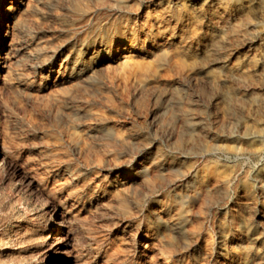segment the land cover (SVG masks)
I'll return each instance as SVG.
<instances>
[{
	"label": "rangeland",
	"instance_id": "1",
	"mask_svg": "<svg viewBox=\"0 0 264 264\" xmlns=\"http://www.w3.org/2000/svg\"><path fill=\"white\" fill-rule=\"evenodd\" d=\"M218 1L0 0V247L264 264V0Z\"/></svg>",
	"mask_w": 264,
	"mask_h": 264
},
{
	"label": "bare ground",
	"instance_id": "2",
	"mask_svg": "<svg viewBox=\"0 0 264 264\" xmlns=\"http://www.w3.org/2000/svg\"><path fill=\"white\" fill-rule=\"evenodd\" d=\"M258 2H260V1H258ZM222 4H223L222 1L219 0L218 5H222ZM187 125H189V124H187ZM184 126L186 127V125H184ZM187 128H188V126H187ZM249 146L251 148L253 145L251 146V144H250ZM2 162H4V153L0 149V164ZM29 181H31V180L29 179ZM29 181H27V182H29ZM181 211L184 212V210H181ZM180 213H181L180 210H178V214H180ZM31 219H34V218H31ZM62 225H64V224H62L61 220H59V219H55L50 224L43 225V227L42 226L39 227V225H36L34 223V221H33V223H30L29 225H26V226L25 225L22 226L21 224L17 225L18 230L14 234L15 236L12 239L13 244H11V245H5L4 244L5 246L2 245V247H0V263L1 264H4V263L6 264V262L7 263H9V262H15V263L17 262L18 263L20 258L22 259L24 257L27 259V261H28L27 263H29V260L30 261H32V260L37 261L36 259H38V261H39V258H44V259L50 258L49 264H67L68 258H60V256H59L60 255L59 253H62L63 251H65V249L62 250L63 242L58 239V238H60L59 234L61 233V230H62L61 226ZM46 229L48 231V234L46 233L47 235L44 236L43 234H44V231ZM65 243H67V242H65ZM65 254H66V251H65Z\"/></svg>",
	"mask_w": 264,
	"mask_h": 264
}]
</instances>
